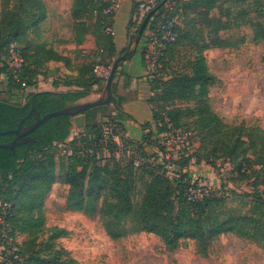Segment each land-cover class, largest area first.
<instances>
[{
	"label": "trees",
	"instance_id": "1",
	"mask_svg": "<svg viewBox=\"0 0 264 264\" xmlns=\"http://www.w3.org/2000/svg\"><path fill=\"white\" fill-rule=\"evenodd\" d=\"M9 1L12 2L4 1L0 14V74L7 76L4 91L0 83V95H4L0 98V131L17 128L33 104L44 116L88 96L95 85L106 82L96 76L95 66L101 64L109 68L112 60L126 52L124 50L117 56L114 36L105 32L114 21V14L104 13L110 0H73L71 18L75 42H84L85 36L92 33L97 43L96 58L90 64L78 67L79 77L76 80L59 81L75 85L78 89L67 92L26 91L36 87L37 76L49 61H63L70 66V60L56 52L42 35L41 25L48 19L49 13L44 0H17L18 7ZM254 1L256 3L249 8L254 7L256 12L264 13V0ZM172 2L182 5H177L170 13ZM139 4L140 0L135 1L132 10L129 29L136 30L131 39L137 37L141 26L134 21L135 14L139 13ZM199 6L203 7L202 4ZM214 6L215 3H210L208 8ZM189 7L190 4L183 0H156L153 20L147 28L152 31L162 15L176 18L179 10L184 13ZM253 26L255 40L263 41L264 22L257 21ZM226 28L215 25L214 31L217 34ZM30 31L32 38L28 35ZM175 31L176 40L167 44L160 57L162 66L151 81L154 92L150 99L153 103V123L144 125L149 130L136 143L135 153L127 157L123 152L117 157L115 149L119 147L114 144L106 149L99 148L94 156L84 153L86 147L98 142L101 137L100 125L104 119L97 124L90 122L96 112L103 111L105 105L85 112L87 120L81 128L84 135L80 138H72L73 117L59 115L30 133L35 141L19 144L15 149L0 148V199L11 203L12 217L9 221L13 235L23 237L20 242L22 260L16 264H81L66 249L54 246L56 240L69 234L68 231L57 225L45 228L46 198L58 176L69 187L66 209L86 214L99 213L107 235L114 240L132 233H150L158 236L166 249L172 251L181 241L192 239L198 242L203 254L208 252L214 239L229 233L264 244V191L260 193L252 215H239L228 209L223 211L227 200L224 193L218 190H211L194 201L184 196L185 189L191 185L188 168L192 159L196 164L205 163L213 168L220 159L239 165L250 150L256 156L253 161L264 166V129L227 123L212 108L209 95L217 77L210 71L202 54L204 48L198 49L190 62L189 72L176 73L170 79L162 75L168 52L180 41L181 26L177 21ZM145 38L148 39V36L145 35ZM12 43L21 47L25 58L19 76L8 73L5 64ZM219 45L233 46L227 39L211 44ZM179 101L187 105H175ZM105 117L119 121L122 126L117 114ZM34 121V117L26 118L24 125L29 126ZM179 130L188 134L187 139L193 138L190 144L195 143L196 147L192 153L184 149L181 153L174 151L171 154V160H174L171 172L177 176L171 178L167 162L159 160V154H166L168 149L162 135H175ZM14 138V134L0 136V143H8ZM152 145L157 148L156 153H151L153 148L147 150L146 147ZM106 150H109V156L105 155ZM136 154L143 158L139 164H136ZM66 155L67 160L64 161ZM111 161L123 162V167L119 164L111 167L108 163ZM136 173H145L150 177L141 183V189L137 186ZM137 195L142 197L136 201ZM45 231L48 232L46 239L43 238Z\"/></svg>",
	"mask_w": 264,
	"mask_h": 264
},
{
	"label": "rangeland",
	"instance_id": "2",
	"mask_svg": "<svg viewBox=\"0 0 264 264\" xmlns=\"http://www.w3.org/2000/svg\"><path fill=\"white\" fill-rule=\"evenodd\" d=\"M4 1L0 0V14ZM44 1L56 18V11L52 7L54 0ZM183 1L190 7L184 13L179 10L175 15L177 24L181 26L180 41L168 52L162 75L170 79L176 73L189 72L190 62L198 49L204 48L202 54L210 71L217 77L209 95L212 108L227 123L264 129V40H255L253 26L257 21L264 22V13L256 12L254 7L249 8L256 3L254 0ZM9 3L17 7L20 5L17 0ZM172 3L169 5L170 13L180 4ZM210 3H215L212 9L208 8ZM45 22L48 23V20ZM45 22L41 25L44 36L51 33L47 32ZM215 25L227 28L216 34ZM28 35L29 38L33 37L31 31ZM219 39H227L233 46H211ZM242 39L243 42L239 43ZM207 45H210L209 48H205ZM3 97L0 95V98ZM175 105L184 107L187 103L179 101ZM175 135V144L172 146L175 152L181 153L184 149H188L189 153L194 151L195 143L190 144L193 138L187 139L188 134L181 130ZM107 151L105 155L109 156ZM115 151L118 152L117 157L123 153L120 148ZM154 152L156 150L152 149L151 153ZM67 156L63 157L64 161ZM244 157L239 165H232L226 159L217 160L214 168L208 164L198 168L192 159L188 168L189 178L191 182L196 181L210 190L224 193L227 201L224 202L223 211L228 209L235 214L252 215L260 200V193L264 191V166L253 161L256 156L250 150ZM135 158L142 157L136 154ZM108 163L111 167H116V164L123 167V162ZM172 170H168V176L177 177ZM148 177V174L136 173L139 189L143 181L150 179ZM68 190L69 187L58 176L46 198L45 228L47 230L54 225L65 228L69 234L56 240L54 246L66 249L81 264H264L263 243L232 233L214 239L206 254L201 252L198 242L192 239L181 241L172 251L166 249L158 236L150 233H132L114 240L107 235L99 213L86 214L66 209ZM141 197L137 195L135 200ZM47 237L48 232L45 231L43 238Z\"/></svg>",
	"mask_w": 264,
	"mask_h": 264
},
{
	"label": "crops",
	"instance_id": "3",
	"mask_svg": "<svg viewBox=\"0 0 264 264\" xmlns=\"http://www.w3.org/2000/svg\"><path fill=\"white\" fill-rule=\"evenodd\" d=\"M135 1L137 0H119L120 7L114 15L116 55L119 56L124 50L129 52V55L119 64L112 82L111 91L115 101L106 104L103 111L96 112L90 122L91 124H97L100 120L107 118L105 116L117 114L120 117L125 138L134 153L136 143H139L149 130L144 125L153 123V103L150 99L154 94L151 86L154 73L150 68L149 60L144 55V52L151 46L145 38L148 32L147 30L143 31L144 36L142 34L137 45L135 44L137 37L131 39L136 30L135 28L129 29ZM72 5L73 0H54L52 7L56 11V18L52 16L54 13L51 12L49 6L48 23L45 22L47 32L50 33L51 31L49 35L45 36L46 40L56 52L70 60V66H67L63 61H49L42 73L37 76L36 87L29 88V91L67 92L78 89L75 85L70 86L59 81L66 80L70 82L76 80L79 77L78 67L83 64H90L96 58L97 43L92 33L85 36L84 42L80 44L75 42L73 20L71 18ZM0 82H2L1 89L2 87L5 89L7 76L4 73L0 74ZM105 88L106 82L95 85L88 96L75 103H68L67 106L98 100L106 95ZM86 120L87 114H85V123ZM77 131H81V128L73 125V133ZM165 137L166 134L162 135V138L165 139ZM146 148L147 150L152 148L156 150L155 145ZM131 153L126 152V155ZM194 164L198 168H203L205 165V163Z\"/></svg>",
	"mask_w": 264,
	"mask_h": 264
},
{
	"label": "built area",
	"instance_id": "4",
	"mask_svg": "<svg viewBox=\"0 0 264 264\" xmlns=\"http://www.w3.org/2000/svg\"><path fill=\"white\" fill-rule=\"evenodd\" d=\"M156 5V0H140L139 13L135 14L134 21L137 24L143 23L147 15L151 12L154 14V7ZM174 5V2L172 3ZM119 0H110V5L105 8L104 13L109 15H115V12L119 9ZM147 14V15H146ZM153 14L149 18L146 27H150V22L153 20ZM146 17L143 19V17ZM176 18L167 17L162 15V17L156 23L154 29L151 31L147 28L148 36L147 43H150V48L145 51V56L149 60V65L152 72L155 74L161 68L160 57L162 56L164 50L168 43H172L176 40L175 31ZM141 27V26H140ZM106 34L115 36L116 31L113 26H108L105 30ZM25 63V58L21 47L17 43H12L8 55L5 59V64L8 73H13L19 76L23 70ZM96 76L107 79L110 74V69L98 64L94 68ZM25 86V83H23ZM101 137L98 142H94L85 148L84 153L90 156H94L99 148L106 149L110 145H116L122 151L130 153L132 147L125 138L123 126L119 124V121L113 118H105L101 125ZM83 132L77 131L73 133L74 137L83 136ZM174 135L171 133H166L165 141L168 147L166 154H161L160 161H166V168L168 170L173 168L171 164V154L174 152L172 146L175 144ZM172 150V152H171ZM118 154V152H116ZM143 158H138L136 164H139ZM153 161V160H151ZM211 190L204 187L196 181H192L191 185L185 189L184 196L189 201H194L195 199L208 194ZM220 191V190H218ZM221 192V191H220ZM12 217L11 203L3 201L0 199V264H16L22 260V253L20 249L21 238L14 236L12 227L10 224V219Z\"/></svg>",
	"mask_w": 264,
	"mask_h": 264
},
{
	"label": "water",
	"instance_id": "5",
	"mask_svg": "<svg viewBox=\"0 0 264 264\" xmlns=\"http://www.w3.org/2000/svg\"><path fill=\"white\" fill-rule=\"evenodd\" d=\"M153 12L149 13L142 23L137 38L135 40V44L137 45L140 41V38L143 34V31L146 27V24L151 17ZM129 55V52H125L121 56L117 57L110 69V74L108 78L106 79V95L98 100L91 101V102H86V103H80L76 105H71V106H64L62 109L53 111L50 113L45 114L44 116H41L36 105L33 104L27 117L23 118L17 128L11 129V130H6V131H0V136L6 135V134H14L15 138L8 142V143H0V148H10V149H15V147L19 144L25 143V142H33L35 139L30 136V133L33 132L35 129H37L40 125L44 124L47 122L50 118L59 116V115H70L73 117V122L74 125L77 128H82L85 125V112L94 108V107H99L103 106L106 104L114 103L115 99L112 95L111 91V86L112 82L114 79V76L116 74L117 68L119 64ZM34 117L35 121L29 125L25 126L24 122L26 118H31Z\"/></svg>",
	"mask_w": 264,
	"mask_h": 264
}]
</instances>
